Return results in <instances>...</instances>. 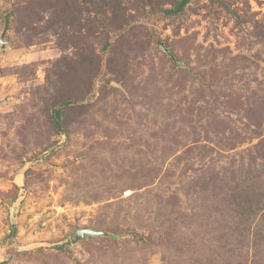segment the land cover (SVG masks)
<instances>
[{"label": "rangeland", "instance_id": "374dc122", "mask_svg": "<svg viewBox=\"0 0 264 264\" xmlns=\"http://www.w3.org/2000/svg\"><path fill=\"white\" fill-rule=\"evenodd\" d=\"M179 1L0 0V262L264 264V0Z\"/></svg>", "mask_w": 264, "mask_h": 264}, {"label": "water", "instance_id": "95a60500", "mask_svg": "<svg viewBox=\"0 0 264 264\" xmlns=\"http://www.w3.org/2000/svg\"><path fill=\"white\" fill-rule=\"evenodd\" d=\"M8 30V23H5V27L3 30V33L0 38V44L4 46V38ZM162 49L164 50L165 53H167L169 56L173 57V55L169 52V50L162 44L161 45ZM88 236H94V237H106L108 234L106 232H101V231H96L94 229H81L78 230L77 233L72 237V243H76L79 240L86 238Z\"/></svg>", "mask_w": 264, "mask_h": 264}, {"label": "trees", "instance_id": "16d2710c", "mask_svg": "<svg viewBox=\"0 0 264 264\" xmlns=\"http://www.w3.org/2000/svg\"><path fill=\"white\" fill-rule=\"evenodd\" d=\"M190 0H180L173 8L166 10H156L158 14H164L166 16H175L181 14ZM54 120L58 126L62 124V109L54 111ZM0 264H5V262H0Z\"/></svg>", "mask_w": 264, "mask_h": 264}]
</instances>
